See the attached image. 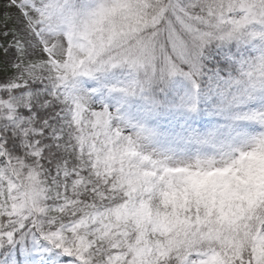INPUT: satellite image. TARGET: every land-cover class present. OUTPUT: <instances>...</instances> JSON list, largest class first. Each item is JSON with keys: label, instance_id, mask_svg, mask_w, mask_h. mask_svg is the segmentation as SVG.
Here are the masks:
<instances>
[{"label": "snow or ice", "instance_id": "6c2138e0", "mask_svg": "<svg viewBox=\"0 0 264 264\" xmlns=\"http://www.w3.org/2000/svg\"><path fill=\"white\" fill-rule=\"evenodd\" d=\"M3 9L0 253L9 254L0 264H264V183H242L264 159V132L183 133L210 154L172 167L138 150L140 132L119 109L93 100L117 69L128 79L107 90L134 97L202 74L213 41L264 40V0H6ZM245 75L264 83V55ZM252 118L264 125V112Z\"/></svg>", "mask_w": 264, "mask_h": 264}, {"label": "trees", "instance_id": "16d2710c", "mask_svg": "<svg viewBox=\"0 0 264 264\" xmlns=\"http://www.w3.org/2000/svg\"><path fill=\"white\" fill-rule=\"evenodd\" d=\"M256 37L258 40H256ZM261 42L259 36H251L247 39H230L223 42L213 41L210 43L203 52L202 63L206 67L202 74H198L193 78L184 76L172 77L167 84L159 85L148 94H137L134 97H127L122 95V105L130 114H136L143 120L151 121L152 123L168 124V120L180 115L184 111V107L192 103L196 95L198 94V88H203L210 83V77L219 76L226 79H231L234 89L227 88V100L224 104H219V96L221 93L215 91L217 99L213 106L204 109L200 106H195L194 112L200 116H217L223 119H227L226 112L229 108L235 107L237 104L233 103L234 99L241 100L242 103L248 101L250 92V84L246 77L239 71V68L226 60V55L231 53L234 55L235 60L240 58V53L251 45L253 42ZM264 41V40H263ZM264 42L260 43V52L264 55ZM128 79L127 73L123 69H117L115 74H108L105 78V82H110L111 85H115L120 82H126ZM90 89L95 87L99 88L97 81L91 80L88 82ZM232 99V103L229 101ZM230 104V106H229ZM260 172H255L252 177V182L255 184L263 183L260 177ZM264 175V174H263ZM31 244V239H29ZM13 252L17 258H22L23 252L19 245L12 246ZM8 250L0 253V256L7 257ZM61 259L64 260L63 256ZM72 257L64 260V264H71Z\"/></svg>", "mask_w": 264, "mask_h": 264}, {"label": "rangeland", "instance_id": "374dc122", "mask_svg": "<svg viewBox=\"0 0 264 264\" xmlns=\"http://www.w3.org/2000/svg\"><path fill=\"white\" fill-rule=\"evenodd\" d=\"M6 2V0H0V14L3 13V4ZM259 80L260 79H256ZM122 85V84H121ZM116 86V87H120ZM85 88H88L84 84ZM113 86H110L109 89H111ZM106 102L109 106L110 110L113 112H116L117 109H119L120 106V96L122 95L119 92H109L107 90L106 92ZM104 97V94H98L96 95L97 99H94V101L97 103V106H100L98 101L99 99ZM204 101L205 99L202 98ZM257 100L252 101L248 106H244L243 110V116L248 117L246 120H249L252 122L254 126L258 127L257 134L246 136L243 139L244 140H251L260 135L261 132H264V125H261L258 120L252 118L255 117L257 113L264 112V99L263 102H256ZM253 106V107H251ZM120 110V116L124 118L126 121H130L131 125L134 128H137L140 132L139 135V151L142 154L148 155L154 159L159 160L165 165L176 167L179 165L187 164L191 162L197 155L201 154H210V153H203L200 148L202 146L201 144H195L192 141H183L181 142L179 137L186 132H189L191 130H196L198 132H201V128L199 125L198 128L194 129L196 124H191L187 119L181 118L177 121H174L172 123V129L173 134H175L173 137L165 135L163 138L164 140H160L158 136H156V131L153 129H148L146 126H143L142 123L135 119L137 118L135 115L131 118L125 115L121 109ZM264 162V159L258 161L257 163ZM239 175V174H237ZM249 178L246 176L242 183H244L246 186L251 187L252 183L249 185L246 183Z\"/></svg>", "mask_w": 264, "mask_h": 264}]
</instances>
